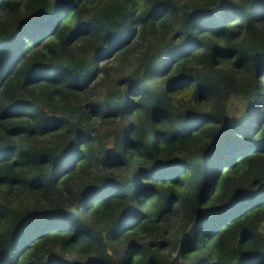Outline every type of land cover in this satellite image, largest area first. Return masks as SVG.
Masks as SVG:
<instances>
[{
  "label": "trees",
  "instance_id": "1",
  "mask_svg": "<svg viewBox=\"0 0 264 264\" xmlns=\"http://www.w3.org/2000/svg\"><path fill=\"white\" fill-rule=\"evenodd\" d=\"M0 264H264V0H0Z\"/></svg>",
  "mask_w": 264,
  "mask_h": 264
}]
</instances>
